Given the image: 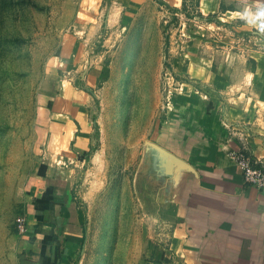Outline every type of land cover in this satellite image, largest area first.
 Wrapping results in <instances>:
<instances>
[{
    "label": "crops",
    "instance_id": "1",
    "mask_svg": "<svg viewBox=\"0 0 264 264\" xmlns=\"http://www.w3.org/2000/svg\"><path fill=\"white\" fill-rule=\"evenodd\" d=\"M150 3L191 11L190 31L202 36L177 44L176 78H167L158 119L139 145L138 176L147 183L139 196L153 201L138 213L154 225L147 264H264V191L245 186L229 156L245 150L264 161V0H81L78 16L134 14ZM86 40L72 43L75 63L93 58L81 56L92 47ZM106 53L89 71H66L49 102L37 169L18 209L25 230L14 227L29 264H72L85 244L72 162L94 149L99 156L88 119L108 77Z\"/></svg>",
    "mask_w": 264,
    "mask_h": 264
},
{
    "label": "rangeland",
    "instance_id": "2",
    "mask_svg": "<svg viewBox=\"0 0 264 264\" xmlns=\"http://www.w3.org/2000/svg\"><path fill=\"white\" fill-rule=\"evenodd\" d=\"M80 4L0 0V264H29L14 227L26 179L37 169L49 102L66 71L79 66L89 71L96 54L104 52L108 77L88 119L98 134L99 156L92 157L94 149L72 162L75 196L87 214L85 244L72 264L151 260L154 225L142 215L145 200L153 201L139 196L147 185L144 175L138 176L139 145L158 119L173 82L167 78H176L170 57L177 44L186 46V40L202 35L190 31L197 29L191 11L150 3L134 14L110 16L99 9V16L86 18L78 16ZM74 39L92 43L80 48L81 56L92 59L74 62Z\"/></svg>",
    "mask_w": 264,
    "mask_h": 264
},
{
    "label": "built area",
    "instance_id": "3",
    "mask_svg": "<svg viewBox=\"0 0 264 264\" xmlns=\"http://www.w3.org/2000/svg\"><path fill=\"white\" fill-rule=\"evenodd\" d=\"M229 156L241 170L244 185L264 191V161L245 150L231 151ZM15 226L22 233L26 226L25 219L18 217Z\"/></svg>",
    "mask_w": 264,
    "mask_h": 264
}]
</instances>
